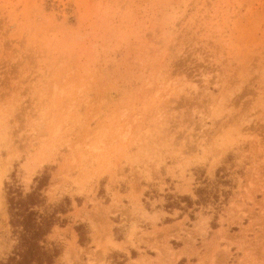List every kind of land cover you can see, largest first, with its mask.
Returning a JSON list of instances; mask_svg holds the SVG:
<instances>
[{
    "label": "rangeland",
    "instance_id": "rangeland-1",
    "mask_svg": "<svg viewBox=\"0 0 264 264\" xmlns=\"http://www.w3.org/2000/svg\"><path fill=\"white\" fill-rule=\"evenodd\" d=\"M45 171L58 263L264 264V0H0V260Z\"/></svg>",
    "mask_w": 264,
    "mask_h": 264
},
{
    "label": "trees",
    "instance_id": "trees-1",
    "mask_svg": "<svg viewBox=\"0 0 264 264\" xmlns=\"http://www.w3.org/2000/svg\"><path fill=\"white\" fill-rule=\"evenodd\" d=\"M50 181V175L45 171L35 177L36 186L26 191L19 184L6 185V198L10 225L16 236V243L8 256L0 260V264H61L57 259L61 254V248L54 242H49L48 236L53 227L59 222V213H65L64 207L51 210L46 205V197L43 193ZM207 193V189H201L199 194ZM188 204L189 197H185ZM202 200H205L204 197ZM65 220H62L64 222ZM82 225L77 227L80 232V241L87 237L81 231Z\"/></svg>",
    "mask_w": 264,
    "mask_h": 264
}]
</instances>
